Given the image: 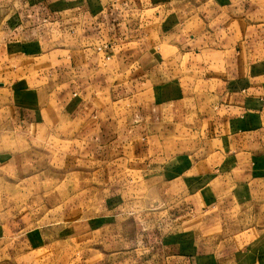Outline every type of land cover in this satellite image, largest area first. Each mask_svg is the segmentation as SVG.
I'll return each instance as SVG.
<instances>
[{"label":"crops","instance_id":"obj_1","mask_svg":"<svg viewBox=\"0 0 264 264\" xmlns=\"http://www.w3.org/2000/svg\"><path fill=\"white\" fill-rule=\"evenodd\" d=\"M2 5L0 28L13 17L19 30L12 53L38 59L28 65L38 75L19 77L15 92H36L34 117L47 132L81 126L75 148L102 163L113 149L127 160L171 138L189 149L173 156V166L189 164L174 193L205 191L206 212L219 215L146 259L264 264V0H11L10 13ZM150 164L164 175V156Z\"/></svg>","mask_w":264,"mask_h":264},{"label":"rangeland","instance_id":"obj_2","mask_svg":"<svg viewBox=\"0 0 264 264\" xmlns=\"http://www.w3.org/2000/svg\"><path fill=\"white\" fill-rule=\"evenodd\" d=\"M14 23L12 17L0 28V264H168L146 256L202 231L219 215L206 212L205 191L199 197L174 193L178 182L186 184L189 164L173 166V156L189 149L174 147L171 138L148 156L135 149L127 160L113 149V159L102 163L92 149L75 148L81 126L47 132L34 117L36 92H15L22 87L14 82L34 73L28 65L38 59L12 53L19 32ZM156 156H164V175L145 165ZM183 222L197 227H179Z\"/></svg>","mask_w":264,"mask_h":264}]
</instances>
